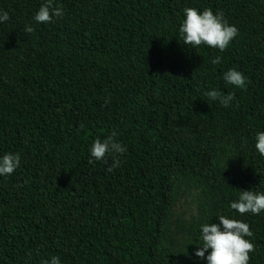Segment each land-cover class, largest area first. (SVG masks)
<instances>
[{"label": "trees", "instance_id": "1", "mask_svg": "<svg viewBox=\"0 0 264 264\" xmlns=\"http://www.w3.org/2000/svg\"><path fill=\"white\" fill-rule=\"evenodd\" d=\"M45 2L0 0V157L20 156L0 176V264H207L201 225L220 215L250 226L248 264H264V210L230 208L264 193V0H55L63 16L38 23ZM189 7L238 29L226 50L184 44ZM113 132L126 152L108 171L90 149ZM191 190L200 212L173 220Z\"/></svg>", "mask_w": 264, "mask_h": 264}, {"label": "clouds", "instance_id": "2", "mask_svg": "<svg viewBox=\"0 0 264 264\" xmlns=\"http://www.w3.org/2000/svg\"><path fill=\"white\" fill-rule=\"evenodd\" d=\"M63 9L55 4V0H46L41 5L34 19L38 23H49L54 17H62ZM185 18L179 28L180 35L185 45L198 47L206 45L226 50L229 43L238 35V29L229 25L221 13H213L205 8L202 12L196 8L184 9ZM9 20L7 12L0 14V22ZM26 32H32L31 26H26ZM219 56L212 59L213 64L220 63ZM224 80L244 89L248 79L241 72L230 69L224 74ZM205 95L213 101H219L224 107H228L233 95H223L218 90L205 92ZM107 103V100L105 101ZM117 133L113 132L106 139L97 138L90 149L91 156L96 161H105L108 155L113 160L108 171L119 167L120 161L116 157L126 152V148L115 140ZM255 148L261 156H264V132L257 133ZM20 166L19 154L7 153L0 157V176H10ZM230 208L243 215L251 213L259 215L264 210V193L252 190H242L238 200L230 204ZM219 224L201 225L202 246L198 247L195 256L205 259V252L210 249L206 260L207 264H248L249 253L255 251L254 244L245 237L253 236L250 226L240 220L231 219L224 215L218 217ZM41 264H60L59 257H52L50 261H42Z\"/></svg>", "mask_w": 264, "mask_h": 264}, {"label": "rangeland", "instance_id": "3", "mask_svg": "<svg viewBox=\"0 0 264 264\" xmlns=\"http://www.w3.org/2000/svg\"><path fill=\"white\" fill-rule=\"evenodd\" d=\"M201 198L198 191L191 190L181 196L172 209L173 220L183 218L189 220L200 212Z\"/></svg>", "mask_w": 264, "mask_h": 264}]
</instances>
